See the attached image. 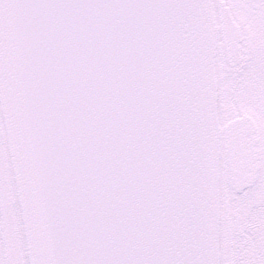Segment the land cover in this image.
<instances>
[{
    "label": "snow or ice",
    "instance_id": "obj_1",
    "mask_svg": "<svg viewBox=\"0 0 264 264\" xmlns=\"http://www.w3.org/2000/svg\"><path fill=\"white\" fill-rule=\"evenodd\" d=\"M0 264H264V0H0Z\"/></svg>",
    "mask_w": 264,
    "mask_h": 264
}]
</instances>
